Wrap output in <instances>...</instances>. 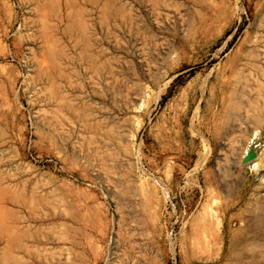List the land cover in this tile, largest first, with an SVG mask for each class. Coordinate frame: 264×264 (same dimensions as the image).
<instances>
[{
	"label": "rangeland",
	"instance_id": "1",
	"mask_svg": "<svg viewBox=\"0 0 264 264\" xmlns=\"http://www.w3.org/2000/svg\"><path fill=\"white\" fill-rule=\"evenodd\" d=\"M52 1L0 0V264H264V0Z\"/></svg>",
	"mask_w": 264,
	"mask_h": 264
},
{
	"label": "bare ground",
	"instance_id": "2",
	"mask_svg": "<svg viewBox=\"0 0 264 264\" xmlns=\"http://www.w3.org/2000/svg\"><path fill=\"white\" fill-rule=\"evenodd\" d=\"M51 1V0H49ZM55 1L54 3V6L57 10H61L62 13H63V19H61L63 22L65 21H69L70 17L71 16L70 14H68V10L67 8L72 5L71 3H73V1L71 2V0H53ZM52 1V2H53ZM70 3V4H69ZM93 3V2H92ZM69 4V5H68ZM95 4V3H94ZM71 7V6H70ZM71 20V19H70ZM62 21H61V24H62ZM70 22V21H69ZM65 24V23H64ZM68 24V23H67ZM73 26V25H72ZM68 28L71 26L70 25H66L65 28ZM70 28H68L70 30ZM73 28V27H72ZM63 32L65 31L64 28L62 29ZM69 30L67 32H69ZM61 32V31H60ZM62 32V34H63ZM67 34V33H66ZM253 164L255 165V168H257V170H259L261 167L264 166V154H261V153H256V158L253 160ZM263 226H264V223L259 221V228L260 229H263Z\"/></svg>",
	"mask_w": 264,
	"mask_h": 264
},
{
	"label": "water",
	"instance_id": "3",
	"mask_svg": "<svg viewBox=\"0 0 264 264\" xmlns=\"http://www.w3.org/2000/svg\"><path fill=\"white\" fill-rule=\"evenodd\" d=\"M255 158H256L255 147L252 146L243 155V157L241 159V164L246 165V164L252 162Z\"/></svg>",
	"mask_w": 264,
	"mask_h": 264
},
{
	"label": "crops",
	"instance_id": "4",
	"mask_svg": "<svg viewBox=\"0 0 264 264\" xmlns=\"http://www.w3.org/2000/svg\"><path fill=\"white\" fill-rule=\"evenodd\" d=\"M17 246H19V247H22V246H23L22 240H21V241H19V240H13V241L11 242V244L9 245V247H10L11 249H14V248L17 247Z\"/></svg>",
	"mask_w": 264,
	"mask_h": 264
}]
</instances>
